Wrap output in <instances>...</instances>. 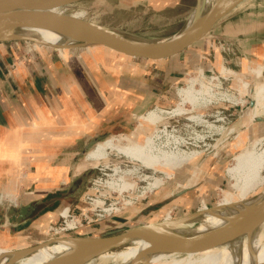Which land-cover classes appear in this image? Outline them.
Instances as JSON below:
<instances>
[{"label": "crops", "instance_id": "obj_1", "mask_svg": "<svg viewBox=\"0 0 264 264\" xmlns=\"http://www.w3.org/2000/svg\"><path fill=\"white\" fill-rule=\"evenodd\" d=\"M219 27V33L216 28L213 33L230 49L224 57L235 52L241 60L264 64V14L236 12ZM17 43H0V241L34 230L24 239L43 242L47 226L60 220L58 209L18 230L4 226V206L12 203L19 210L32 201L61 194L86 160L87 156H78L89 140L102 133L125 134L150 104L169 100V89L187 70L216 67L221 60L216 59L218 52L205 48L203 58L200 50L191 47L161 61L123 59L116 60L118 66L107 67L98 48L83 53L64 49L62 54L40 48L25 57L18 55ZM153 72L159 74L153 76ZM192 174L181 189L188 187L186 192L165 204L181 190L152 203L150 212L195 189Z\"/></svg>", "mask_w": 264, "mask_h": 264}, {"label": "rangeland", "instance_id": "obj_2", "mask_svg": "<svg viewBox=\"0 0 264 264\" xmlns=\"http://www.w3.org/2000/svg\"><path fill=\"white\" fill-rule=\"evenodd\" d=\"M195 5L196 0H89L74 6L71 13L82 12V18L109 27L130 38L144 41H161L171 37L187 24ZM245 8L248 10L245 11ZM236 12L264 14V0H245L232 14ZM233 22H236V19H233ZM220 29L218 25L215 30L219 33ZM17 44L18 55L25 57H29L40 48H46L57 54H62L60 51L63 50L26 42H18ZM28 44L35 46L30 53H28L30 47ZM222 45H225L222 41L207 38L193 46V49L201 51L200 54L203 58H205V48L218 52L216 59L221 58L220 61H217V63L219 62L218 65L212 68L194 66L197 68L187 70L181 75L180 81L169 89V100L150 104L146 112L135 120L125 132V134H130L140 125H143L147 128L146 134L149 137H154L155 144H164L167 140V137L163 135L165 131L167 135L179 139L178 141H180L183 149L200 151L199 155L189 164L176 169L172 177L166 179L160 188L153 191L147 188L152 179L143 181L137 175L127 174L129 169L139 165L119 155L116 149L109 150L108 157L97 162L91 163L87 162V158L86 160L83 159L80 163L81 169L78 168L75 175L81 176L89 168L92 169L93 173L85 181V189L81 196L79 195L80 200L72 213L79 214L81 208H87V195L100 201H104L110 196L115 201L119 200L122 195H129L130 197L125 199L127 205L113 216L89 227L70 232L64 237L96 235L99 231L101 232L103 229L117 224L127 227L133 224L157 222L167 217L174 219L196 212L204 205L209 208L216 207L225 193L232 194L235 201H238L239 194L234 192L231 185L232 180L227 175V169L232 164L235 155L264 138V121L255 119L257 117L264 118V104L256 107L255 103L254 109L250 107L251 100L253 99L256 102V98L259 97L260 90L264 85V64L252 62L248 58L241 60V56L236 55L235 52L230 58L224 57L225 51ZM87 48L79 47L65 50L83 53L98 48L96 51L98 50L100 53L97 54L104 63L108 62L107 67H112V64L117 65L116 60H135L106 48ZM212 60L214 63L215 58ZM156 73L153 72L151 75L154 76ZM7 74H10L9 70ZM189 87H192L194 92H205V96L208 100H212L213 104L208 103V107H203L201 110L190 107L192 105L189 101L190 96L187 94L185 96L179 95L181 88ZM223 94H227L231 98L234 97L237 102L226 99ZM181 103H184V107L188 110L186 114L164 115L158 123L152 121L146 123L143 119L148 112L152 111L155 113V118H160L159 112L161 110L171 111ZM198 114H203V118H206L205 120H208L207 122L211 123L213 128L208 129L204 123L191 121L190 116ZM157 135H161V137L158 138ZM261 147H264V144ZM117 167L119 170L115 172ZM140 171L141 175L145 174L153 178L164 177L160 172L154 174L150 169L142 168ZM191 174L196 185L195 189L180 199L168 203L164 207L161 205L150 212V207L153 206L152 203L158 202L184 188L188 184ZM119 180L122 181L119 182L120 185L113 188L110 183ZM98 182H101V184H98ZM66 184L67 182L63 186ZM121 187L125 188L121 189ZM6 188L11 189V186ZM263 189L264 184L255 193ZM255 196L256 194H252L249 199ZM32 232L34 230L23 232L10 241L2 238L1 241L7 243H1L3 246L0 244V248L16 250L24 246H34L38 239H24L28 233ZM47 239L46 235L45 240ZM45 240L43 239V241Z\"/></svg>", "mask_w": 264, "mask_h": 264}, {"label": "water", "instance_id": "obj_3", "mask_svg": "<svg viewBox=\"0 0 264 264\" xmlns=\"http://www.w3.org/2000/svg\"><path fill=\"white\" fill-rule=\"evenodd\" d=\"M86 1L89 0H0V43L26 42L58 50L102 47L132 59L156 62L174 57L203 39L223 42V38L213 33L214 29L245 0H236L228 6L219 5L210 9L207 8L205 0H196L191 20L180 31L161 41L130 38L109 27L71 13L74 6ZM34 29H46L58 33L68 42L63 46L48 45L33 32ZM254 104L252 99L251 109H254ZM255 119L264 121L262 117ZM110 135L102 133L89 140L78 158L86 157L93 147ZM92 173L91 168L85 170L81 176L69 181V185L61 194L32 201L19 210H16L12 203L6 204L3 208L4 226L24 229L53 209L60 211V217L71 213L85 189V181ZM187 190L186 188L177 192L162 204ZM263 194L264 189L251 198L250 201H254V204L242 215L232 218L220 228L194 238H176L172 235L183 221L194 216L199 210L169 220L164 218L157 222L133 224L127 227L121 225L96 235L49 238L34 246L16 249L5 264H17L41 248L57 243L67 244L69 250L44 264H90L105 254L120 251L135 240L146 241L150 247L138 254L131 264H150L149 256L159 253L199 254L229 244L260 226L264 222Z\"/></svg>", "mask_w": 264, "mask_h": 264}, {"label": "bare ground", "instance_id": "obj_4", "mask_svg": "<svg viewBox=\"0 0 264 264\" xmlns=\"http://www.w3.org/2000/svg\"><path fill=\"white\" fill-rule=\"evenodd\" d=\"M234 1L236 0H205L208 9L219 5L228 6ZM73 14L77 17H83L82 12H75ZM191 17L192 15L188 22L191 20ZM33 32L48 45L63 46L68 42L66 38L60 34L46 29H34ZM186 94L190 96L189 101L192 104L190 107L194 109L198 108L201 110L203 107H206L208 103L213 104L212 100L207 99L205 92H194L192 87L180 89V96H185ZM223 96L228 100L232 99L234 102H237L234 97L231 98V96L227 94H223ZM256 99V107L264 104V85L260 90L259 97ZM187 111L188 110L184 107V103H181L171 111L161 110L159 112L161 115L160 118H155V113L152 111L148 112L143 119L146 123L149 121L158 123L164 115L174 116L186 114ZM190 119L191 121L204 123L208 129L213 128V125L208 123V120H205L206 118H203V114L192 115ZM146 132L147 128L140 125L130 134L108 137L104 141L98 143L95 148L89 152L87 155V162L92 163L107 158L109 150L116 149L119 155L139 165L129 169L127 174L137 175L143 181H150L152 179V181L148 183L147 188L153 191L154 189L160 188L165 183L166 179L172 177L176 169L189 164V162L199 155L200 151L183 149L180 141H178L179 139L177 140L176 137L169 134L167 135L165 131H162L163 135L167 137L164 144H155L154 137H149ZM157 137L160 138L161 135H157ZM196 139L198 140L199 138ZM262 144H264V138L243 149L234 156L231 162L232 164H230L227 169V175L232 180L231 185L234 188V192L239 194L238 201H235L232 194L225 193L216 207L209 208L204 205L198 213L183 221L178 229L173 232L172 237L194 238L211 232L220 228L232 218L242 215L249 206L254 204V201H250L249 197L252 194H258L259 192L255 193V191L264 184V147H261ZM142 168L150 169L154 174L160 172L164 177L153 178L145 174L141 175L140 170ZM118 170V167L115 168V172ZM122 179L124 180L123 177ZM119 182L122 181H112L110 184L114 188V186L118 187L120 185ZM123 188L125 187H121V189ZM262 197H264V194ZM166 219L169 220L172 218L167 217ZM149 247L150 245L146 241L135 240L120 251L105 254L90 264H131L138 254L147 250ZM68 250L69 247L67 244L57 243L48 245L41 248L33 255L20 260L17 264H44ZM14 251L15 250L0 248V264L7 263L12 257L10 254ZM149 257L151 258L150 264H264V222L250 233L229 244L199 254L179 255L176 253H159Z\"/></svg>", "mask_w": 264, "mask_h": 264}, {"label": "built area", "instance_id": "obj_5", "mask_svg": "<svg viewBox=\"0 0 264 264\" xmlns=\"http://www.w3.org/2000/svg\"><path fill=\"white\" fill-rule=\"evenodd\" d=\"M30 46V44H28ZM35 46H30L28 53L32 52ZM224 51H229V47L222 45ZM101 182H98V184ZM122 195V194H121ZM129 195H122L119 200H116L110 196V198L100 201L94 199L92 196L87 195V208L81 210L79 214L69 213L61 215L60 220L55 224H49L46 229L47 238H58L64 235L74 232L90 225L104 220L113 214L119 212L124 208L127 203L126 198Z\"/></svg>", "mask_w": 264, "mask_h": 264}]
</instances>
